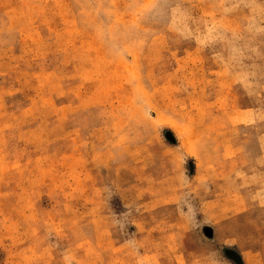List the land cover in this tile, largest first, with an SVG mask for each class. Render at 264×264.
Listing matches in <instances>:
<instances>
[{
    "label": "rangeland",
    "instance_id": "rangeland-1",
    "mask_svg": "<svg viewBox=\"0 0 264 264\" xmlns=\"http://www.w3.org/2000/svg\"><path fill=\"white\" fill-rule=\"evenodd\" d=\"M233 255L264 264V0H0V264Z\"/></svg>",
    "mask_w": 264,
    "mask_h": 264
},
{
    "label": "water",
    "instance_id": "water-1",
    "mask_svg": "<svg viewBox=\"0 0 264 264\" xmlns=\"http://www.w3.org/2000/svg\"><path fill=\"white\" fill-rule=\"evenodd\" d=\"M227 253L232 254L233 252H231V251H227ZM234 255H235V254H234ZM234 255H233L234 259H235L239 264H241L239 258H237V257L234 256Z\"/></svg>",
    "mask_w": 264,
    "mask_h": 264
}]
</instances>
